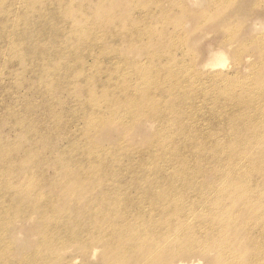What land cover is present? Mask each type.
<instances>
[{
  "label": "rangeland",
  "instance_id": "rangeland-1",
  "mask_svg": "<svg viewBox=\"0 0 264 264\" xmlns=\"http://www.w3.org/2000/svg\"><path fill=\"white\" fill-rule=\"evenodd\" d=\"M28 1L34 2L35 0ZM49 1L52 2V0ZM107 1L111 5H117L118 15H103L106 9H103L101 4L97 5L99 9L95 11L98 8L96 4L94 5L95 0H85L86 5L83 4L84 1L81 3V0H77L76 5L80 4L85 8L89 6L91 11L87 13L92 12L91 14L95 16L94 22L97 24L100 17H103L104 22H118L119 17L127 15H134L132 16L133 23L138 24V21H142V18L139 19L142 15L141 10L147 9L148 11L151 6L149 11H153L155 17H143V19L144 21L145 19L150 20L154 25L155 22L157 23L152 26L153 23H147L148 20L143 22L156 30L151 29L152 35L149 34L148 39L144 37L147 35H144L141 38L142 42L135 36L119 42L117 53L126 56L134 63L133 68L123 67L119 72L116 71V64L108 55L118 44L111 34L114 31L113 28L105 29L101 23L98 24V27L100 25L102 27L100 26V31H98L100 27L95 29L91 35V39L97 40L91 55L89 41L84 42L85 44L81 43L80 49H77L78 40L72 38L71 40L77 43L74 42L71 45L72 41L68 39V36L55 34L56 29L52 27L55 24L61 30L65 28V34L77 25L85 23L80 24L84 19V14L77 15L73 12L69 14V18L63 19L69 23L68 26L62 20L57 23L53 22L51 26L43 28L42 31L39 28L40 25L37 24L40 22L39 17L31 16L33 18L32 28L37 35L40 32L45 34V30H48L47 34L53 35L50 41L41 43V46L40 44L31 45L32 48L30 46L31 50H29V41L33 39V43L36 42L37 35H28L27 30L23 35L24 26L22 29L20 27L13 29L12 32L10 30L12 20L17 17L15 13H24L28 5L24 4L25 0H0V8L4 9L12 2V11L0 21L1 23L6 22V27L0 25V254H4L5 259L13 264H107L110 255L105 252L106 245L95 243L92 240H88L85 249L79 243L60 245L58 238L52 239L45 247H41L43 241V233H40L41 227L48 228L50 225L67 223L68 232L78 233L85 230L88 221L76 222L73 214L66 212L65 207L67 203L74 204L76 209H82L83 205L89 207L94 200L93 197L99 194L97 189H86L83 182L66 179V186L73 188V196L63 198L61 193L64 188L56 185L57 183L54 184L51 178L63 181L64 166L70 155L77 154L78 157L75 158L79 161L87 159L83 151L89 142H85L84 134L91 138V142L100 145L99 147L106 150L110 148L108 151L114 156L119 151V145L127 146V150L131 151H128L129 154L124 157V164L138 166V158L146 152L144 145L146 143L148 145L153 140L157 128L164 121L160 118L156 120V123L144 118L145 120L141 119V124L139 122L135 125H125L118 119L109 118L110 113L105 110V104L108 97L118 102L123 91L126 92L129 87L136 86L140 76L158 75L161 70L157 71L155 67L157 60L165 66L172 65L173 69L179 72L180 83L192 81L193 84L199 86L202 85V77L219 74L216 81L210 78L208 81L211 82L210 88L217 91L225 88V82L232 84L238 82L237 80L243 81L244 84L250 80L254 86H257L255 80L264 76V61L258 60V55L260 58L264 55V50L261 48V42L264 39V0H159V5L156 0L155 2L146 0V4H144L145 0ZM140 1L145 7L141 6ZM46 2L47 0L45 1L46 6L56 5V0L51 4ZM160 4L162 11L159 12ZM134 7L138 9L134 11ZM73 19H75L76 27L72 24ZM116 29L121 28L116 27ZM66 44L71 46L68 47L71 50H62V53L58 54V49L62 46L64 48ZM144 44L146 45L143 46ZM46 49H48L47 52H45ZM217 54H221L226 66L218 71L211 70L207 64L213 63ZM79 57L83 58L85 75H99L98 82H100V85L95 88L97 89L95 96L98 109L101 110L98 114H102L100 116L102 119H99L101 123L97 127L88 130H86L83 115L85 112L83 109L87 106L86 94L83 91L85 81L83 75H80L78 79L79 75L75 74V70L79 69L77 63ZM172 61L176 64H172ZM109 72H116L118 76H111ZM122 76L126 79L124 83L119 78ZM178 87H180L178 84L172 82L165 89L169 88L176 94ZM105 88L110 93L108 97L104 93ZM192 90L195 89L192 88ZM239 92L235 91V94L245 101L249 99L247 92ZM129 93L133 95L132 91ZM182 101L184 104L180 106V112L175 98L169 99L167 103L175 106L179 117L189 128H194L195 131L199 128L203 130V133L208 134L212 133L210 131L212 128L218 130L217 127H220L218 116L217 118L212 116V107H207L208 103L203 102L201 93H197L191 100L182 99ZM191 107L193 109H190ZM197 107L205 108L196 110ZM167 110L172 111L170 107ZM213 137L217 144H221L219 141L223 138L220 131L213 134ZM189 151L183 159L191 163L190 166H197V161L194 160L199 155L198 150L190 149ZM213 157L214 155L210 154L207 158L213 159ZM205 163L209 162L203 161L200 165L205 167ZM170 177L172 176H166L163 180H168ZM201 179L200 181L206 185L212 182V179L207 176ZM131 193L134 197L138 195L136 186H133ZM182 193V188L177 187L174 194ZM187 193L186 201L194 205L195 202L192 201L195 194ZM40 196L52 197L53 204ZM144 198L145 200L151 198V193H146ZM39 201L43 203L39 204ZM45 204L48 206V212L43 211ZM128 208L134 213L138 210L136 203L129 204ZM106 209H102L101 212ZM232 209L233 207L230 206L231 214L234 215L236 224L239 226L238 216L242 208H239L237 212H233ZM177 212L166 213L162 219L167 218V214L176 215ZM194 218L189 220L185 217L188 220L185 221L193 223ZM150 221L152 220L149 219ZM114 226L122 227L120 223H115ZM239 238L238 234V237L232 239L229 231H226L224 242L232 244L235 255L239 260L244 261L247 258L243 249L245 242L244 239ZM175 239L173 238L174 241ZM199 241L204 243L203 239ZM145 242V240L140 242L138 247L142 249ZM161 244L157 251L151 250L147 253L142 251L141 254L134 252L126 256L124 262H121L119 258L118 262L111 258L113 263L109 262V264H222L221 260L215 258V252L209 250L205 255L201 254L195 249V245L185 238H180V242H173L169 247ZM38 252L39 255H37ZM42 252L44 254H41ZM0 259L5 260L1 256Z\"/></svg>",
  "mask_w": 264,
  "mask_h": 264
},
{
  "label": "bare ground",
  "instance_id": "bare-ground-1",
  "mask_svg": "<svg viewBox=\"0 0 264 264\" xmlns=\"http://www.w3.org/2000/svg\"><path fill=\"white\" fill-rule=\"evenodd\" d=\"M45 1L35 0L31 2L25 0L24 4L28 5L27 10L22 14L15 13L17 17L11 22V32L13 29L16 30L19 27L22 29V26H24L23 35L26 34V30L28 35H37L32 28L33 16L39 17L40 22L37 24L40 25L39 28L42 31L43 28L46 29L53 22L62 21L73 12L77 15L84 14V19L82 18L83 21L80 24L85 23L77 25V28L74 25L76 23L75 19H73L74 23L72 24L76 28L70 29L65 34V28L61 30L53 24L52 27H54V30L56 29L55 34L68 36L70 40L72 38L78 40L79 43L73 40H71L73 43L70 42L71 45L76 42L77 49H80L81 43L85 44L84 42L89 41V45L88 42L86 44L90 46L91 54L97 43L95 38L91 39L94 30L101 25L105 29L113 28L114 33L111 31V34L118 44L115 48H112V53L108 55L111 56L112 62L116 64L115 69L118 72L123 67H129V69L134 67V63L129 61L126 56L117 53L119 42L129 37L134 38V36L142 42L141 38L144 35H147L144 37L149 38L151 29H155L143 23L148 20L145 19L146 21H144L143 17H155L153 11H149L151 6L148 11L147 9L141 10L142 15L139 19L142 18V21L135 19V21H138L137 25L133 23L132 16L134 15H127L119 17L118 22H104L103 17H100L99 23L101 25L98 27L99 23L94 22L95 16L91 14L92 12L87 13V11H91L90 7L85 8L80 4L77 6V0H64V2L56 0L54 6H46ZM12 2L7 8H0V21L5 19L12 11ZM52 2L49 1L48 3L51 4ZM145 2L146 0L144 4H146ZM149 2L147 1V3ZM156 2L159 5V0H156ZM81 3L86 5L85 0H81ZM109 3L107 0H95L94 5L99 6L101 4L100 6L106 9L103 15H118L117 5ZM141 6L145 7L143 4ZM137 7H134V11L138 9ZM140 7L139 9H141ZM160 7L161 4L159 6L160 10L158 9L159 12L162 11ZM98 9L99 7L95 11H98ZM65 21L62 22L66 25L69 24ZM148 21L147 23H153L150 20ZM68 22L71 21L68 20ZM0 25L6 27V22L4 21ZM116 27L121 29L118 30ZM38 32L40 31L38 30ZM46 32L48 30H45V34L40 32L35 37L36 42L33 43V39L29 41V50L34 44H40L39 46H41V43L50 41L53 34L50 35ZM96 33H98L97 30ZM261 43V48L264 50V39ZM22 45L24 46V44ZM64 46V48L62 46L61 49H58V54L62 53V50H71L68 49V47H71L68 44ZM32 51L34 50L32 49ZM47 51L48 49L45 52ZM259 59L264 61V55H261V58L258 55ZM159 61L157 60L155 67L157 71L161 70V72L158 75L140 76L136 86L129 87L126 91H132L133 95L129 92L125 95L126 92L123 91V95L119 96V101L114 102L108 97L110 93L106 90L107 88L104 92L108 97L105 110L110 113L109 118L118 119L129 126L138 124L140 121L145 120L144 118L155 122L161 118L164 121L157 128L153 140L150 142V139V143L144 145L146 152H143L138 158V166H126L124 164V157L129 154L128 151H131L127 150V146L119 145V151L114 156L109 152L110 148L108 151L99 147L100 145L91 142V138L84 134L86 137L85 142H89L85 145L86 149L83 151L87 159L79 161L75 158L78 157L77 154L70 155L64 166L65 177L63 181L54 177L51 180L54 184L57 183L56 185L64 188L61 193L63 198L73 196V188L70 189L66 186V179L83 182L86 189H97L99 191V194L93 197L94 200L89 207L83 205L82 209H76L75 205L71 203H67L65 207L66 212L73 214L76 222L88 221L87 228L78 233H72L67 231V223L50 225L48 228L41 227L40 233H43L41 247H45L52 239L58 238L60 245L79 243L85 249L88 240H92L95 243L106 245L105 252L110 255L107 260V264H109V262L113 263L111 258L117 262L119 258L121 262H124V258L134 252L141 254L142 251L144 253L151 250L157 251L160 249V243H162V246L169 247L173 242H180V238H185L193 243L195 249L201 254L205 255L209 250L215 252V258L221 260L222 264H264V76L255 80V85L258 87L254 86L250 80L247 81V84L237 80L238 82L232 84L225 82V88L217 91L210 88L211 82L208 81H216L219 74L212 77H210L211 74H208L209 77H202V85L199 86L193 84L192 81L180 83L179 72L175 71L172 65L165 66L160 64ZM82 62L83 58L79 57L77 62L79 69L75 70L77 72L75 74L79 75L78 79L81 77L80 75H83L85 81L83 91L86 94L85 103L87 106L83 109L85 110L83 115L87 126L86 130H88L97 127L101 123L99 119H102L100 118L102 114H98L101 110L98 109L95 96L97 91L95 88L100 85V82H98L99 75H85ZM212 62L207 64L211 70L218 71L226 66L221 54H217ZM172 64L176 63L172 61ZM43 70L45 71V69ZM109 73H111V76H118L116 72ZM123 77H119L122 83L126 82ZM75 78L77 80V76ZM172 82L180 86L176 94L169 88L165 89ZM192 88L195 90H192ZM235 91L247 92L249 99L247 101L243 100L238 94H235ZM197 93H201L203 102L208 103L207 107H212V116L216 118L218 116L220 127H217L218 130L216 128L210 129L211 134L203 133V130L199 128H196V131L194 128H189L179 117L180 106L184 104L182 99L191 100ZM171 98H175L179 112L175 109V106H170L167 103ZM169 107L172 109L171 112L167 110ZM202 108L205 107H197L196 110ZM190 109H193V107ZM219 131L223 138L219 141L221 144H217L213 137V134ZM190 149H197L199 152L197 159L194 160L197 161V166H190L191 163H187L183 159L185 154L190 152ZM210 154L214 155L213 159L207 158L210 157ZM204 156L205 158L202 159ZM203 161L209 163H205L206 166L204 167L200 165ZM161 162L162 164H160ZM170 175L172 177L168 180H163L164 177ZM203 176L212 179L210 185L200 181ZM133 186H136L139 192L136 197L131 193ZM177 187L182 188V194H174ZM148 192L151 193V198L145 200L144 195ZM187 192L195 194L192 201L195 202L194 205H190L186 201L185 195ZM40 197L53 204L52 197ZM55 197L58 198L57 195ZM38 203L42 204L43 202L39 201ZM131 203L137 205L138 210L135 213L128 208ZM230 206L233 207V212H237L239 208H242V212L238 216L240 219L239 226L236 224L237 221L234 215L231 214ZM104 208L107 209L101 212ZM43 211L48 212L46 204ZM171 211L178 212L176 215L169 216L167 214L169 220L167 218L163 220V215ZM193 216H196V218ZM185 217L189 220L194 218V222H187L188 220ZM149 219L152 221L149 222ZM115 223H120L122 227L116 228ZM226 231H229L232 239L238 237V234L240 235L239 239H244L243 249L247 255L244 261L243 259L239 260L238 256L235 255L232 244L224 242ZM173 238H176L175 241ZM199 239H203L204 243L202 244ZM143 240L146 242L141 249L138 244ZM41 254H44V252ZM37 255H39V252ZM0 256L2 259L6 258L4 254H0ZM0 264L13 263L10 260L1 261L0 259Z\"/></svg>",
  "mask_w": 264,
  "mask_h": 264
}]
</instances>
